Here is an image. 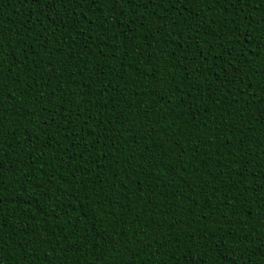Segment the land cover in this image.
<instances>
[{"label":"trees","instance_id":"trees-1","mask_svg":"<svg viewBox=\"0 0 264 264\" xmlns=\"http://www.w3.org/2000/svg\"><path fill=\"white\" fill-rule=\"evenodd\" d=\"M0 264H264V0H0Z\"/></svg>","mask_w":264,"mask_h":264}]
</instances>
